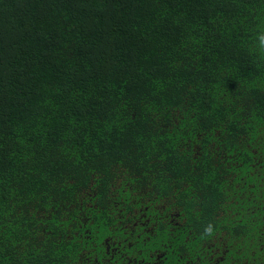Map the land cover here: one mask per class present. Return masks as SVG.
<instances>
[{
  "label": "trees",
  "instance_id": "1",
  "mask_svg": "<svg viewBox=\"0 0 264 264\" xmlns=\"http://www.w3.org/2000/svg\"><path fill=\"white\" fill-rule=\"evenodd\" d=\"M261 33L264 0H0V264H264Z\"/></svg>",
  "mask_w": 264,
  "mask_h": 264
},
{
  "label": "clouds",
  "instance_id": "2",
  "mask_svg": "<svg viewBox=\"0 0 264 264\" xmlns=\"http://www.w3.org/2000/svg\"><path fill=\"white\" fill-rule=\"evenodd\" d=\"M258 46L261 50H264V33H261L258 35ZM213 225L209 223L205 228H204V234L210 236L213 233Z\"/></svg>",
  "mask_w": 264,
  "mask_h": 264
}]
</instances>
